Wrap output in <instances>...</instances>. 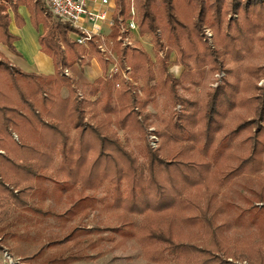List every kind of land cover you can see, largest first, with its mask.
Returning a JSON list of instances; mask_svg holds the SVG:
<instances>
[{"label":"trees","instance_id":"1","mask_svg":"<svg viewBox=\"0 0 264 264\" xmlns=\"http://www.w3.org/2000/svg\"><path fill=\"white\" fill-rule=\"evenodd\" d=\"M129 2L115 0L112 15L114 36L130 18ZM22 5L28 7L35 28L41 24L44 26L39 42L41 50L52 57L55 70L52 74L26 71L0 52V240L16 236L10 228L13 211L18 210V219H23L26 211L43 216L54 215L32 200H44L49 192V182L57 183L64 190L71 189L73 182L61 181L54 174L53 167L59 158L61 169L67 170L69 176L79 173L78 180H82L88 189L99 188L107 182L120 194V186L125 182L132 209H141L142 199L153 202L159 209L173 202L199 209V217L205 225L204 235L209 238L203 244L192 242L183 233L164 229L156 223L148 225L149 238L163 245L158 253L159 264H174L172 260L178 264H242L236 260L264 264V249L259 247L236 254L235 260H229L230 256L222 258L221 254H228L227 244L222 239L225 236L223 225L197 199L182 196L177 181L190 183L196 174L210 168L209 162L198 161L187 155L183 148L172 155H165L147 142V162L143 164L106 119L87 121L86 99L79 98L76 86H72L70 70L65 72L82 61L85 55L81 44L71 37V33L75 37L84 35L79 28L58 18L54 20L45 0H0V43L19 53L15 46L18 36L10 30V10L17 24L23 26L24 19L19 13ZM230 15H238L239 18H231ZM138 25L141 35H151L155 52L165 54L164 59L175 52L177 64L184 67L182 75L188 73L193 76L195 71H203L209 63L214 72L235 75L242 67L250 75L258 77L256 81L248 79L239 86L238 79L230 81L226 76L223 83L211 88L205 107L199 114L205 119V124L196 130L197 134L204 135L200 150L206 154L213 142V127L225 115V105L233 107L234 93L244 91L239 103L250 107L251 118L244 115L222 137L216 150L227 147V143L246 128L251 129L246 138L250 141L248 153L239 157L237 169L247 165L250 171H257L262 162L260 152L264 148V83L259 84L264 79V65L247 64L242 56L254 45L264 51V0H139ZM209 27L215 30L214 44L203 39ZM90 44L91 59L97 58L102 69V74L90 84V92L99 95L97 99L104 103L105 110H113L117 103H123L124 120H120V126L124 127V121L129 119L128 127L140 131L147 141L153 117L148 105L154 101L158 91L171 88L175 93L182 75L177 78L169 72V77L160 83H148V92L142 96L118 72L110 75V61L104 56L95 36L90 39ZM118 55L122 66H129L127 70L150 73L148 67L153 58L142 46H123L119 48ZM191 59L195 62V69L190 65ZM229 59L232 61L230 64ZM237 64L242 66L235 68ZM165 69L168 71L166 66ZM65 86L69 88L68 96L62 94ZM190 104L188 102L187 105ZM195 119L194 112L175 113L166 129L159 134L174 140L190 139L194 134L192 122ZM72 142L81 147L76 163L69 155ZM86 152L92 153L90 158ZM82 167H85L84 178H80L84 174ZM95 200L94 194L85 195L76 205L92 207ZM248 211L250 222L258 224L264 231V196L249 198ZM55 243L53 241L49 245ZM60 260L56 255L49 256L41 264ZM62 260L67 261L66 258Z\"/></svg>","mask_w":264,"mask_h":264},{"label":"rangeland","instance_id":"2","mask_svg":"<svg viewBox=\"0 0 264 264\" xmlns=\"http://www.w3.org/2000/svg\"><path fill=\"white\" fill-rule=\"evenodd\" d=\"M113 3L115 9V0ZM135 3L139 18V0H135ZM237 16L230 15L231 18H239ZM53 18L57 19L55 16ZM214 33L213 27L207 28L203 36L204 41L214 44ZM94 36L99 45L106 44L105 47L108 48L107 53L102 52L110 61L109 71L115 64L121 78L128 81L142 96L148 92V83H160L169 77V72L177 78L183 74L184 67L177 64L175 52L171 53L170 58L164 59L165 54L155 52L151 35H141L139 28L131 30L130 41L126 40L128 33L123 31V26L119 34L114 36L113 28L103 24L101 36L99 34ZM103 36L106 38L105 43L101 39ZM71 37L75 38L74 33H71ZM123 46H142L148 51L153 58V63L148 67L150 73L146 70L135 72L131 69L127 70L126 67L129 66H122L118 52ZM80 48L85 55L76 66L82 81L77 79L73 72L70 74L77 95L86 99L87 121L92 123L106 119L143 164L147 162V142L165 155H172L183 148L187 155L198 161L209 162L210 168L201 174H196L190 183L177 181L182 196L189 195L197 199L200 205L208 207L210 214H213L216 221L223 225L225 236L222 239L227 244L228 254H221L222 258L226 259V256H230L229 260H235L236 254L247 253L249 248L264 249V231L258 224L250 222L248 211L249 198L264 196V148L260 152L261 165L255 172L250 171L247 165L237 169L239 157L248 153L250 141L246 138L252 132L251 129L246 128L234 137L231 143L228 142L227 147L216 150L222 137L238 124L244 115L251 118L250 107L239 103L244 91L234 93L236 96L233 107L225 105V115L219 118L218 123L213 127L211 132L213 142L209 144L206 154L200 150L205 140L204 135L196 132L205 124V119L199 114L205 107L211 88L223 83L226 76L230 81L238 79L239 86L248 79L256 81L258 77L247 73L241 64L235 65V68L241 67L235 75L214 72L209 63L204 66L203 71H195L193 76L184 73L179 79L175 93L171 88L158 91L154 101L148 105L147 109L153 117L146 141L140 131L128 127L129 119L124 121V127L120 126V120L122 118L124 120L123 103H117L113 110H105L104 103L97 99L99 95L90 92L89 81H94L97 77L98 59L95 58L97 60L94 63L95 67H92L90 42L81 44ZM243 58L247 64L264 65V51L257 45L245 53ZM190 62L195 69V62L192 59ZM231 62L229 59L228 63ZM125 73L129 79L125 77ZM262 83L264 79L259 81V84ZM62 94L68 96L69 88L65 86ZM188 102L191 104L187 105ZM192 112L196 115V119L192 122L194 134L190 139L174 140L159 134L166 129L175 113L183 115ZM71 144L69 155L73 163H76L81 147L76 142ZM91 154L88 152V157ZM55 163L54 174L61 181L73 182L71 189L64 190L57 183L49 182L47 183L49 192L44 200H32L54 215L43 216L37 212L26 211L25 217L18 219V210L13 211L10 228L16 232V236L0 240V264H41L47 257L55 255L61 260L51 264H159L158 253L163 245L149 238L147 227L151 223L183 233L187 239L198 244L209 241L204 235L205 225L203 219L199 217V209L186 207L179 202H173L159 209L153 202L148 203L143 199L140 201L141 209H132L129 207L130 196L125 182L120 186L119 190L122 192L120 194H117L115 187L107 182L99 188L88 189L83 185L82 180H78L79 173L75 172L69 176L67 170L61 169L59 158ZM82 170L84 174L82 175L81 172L80 178L85 176V167H82ZM79 181L80 185H74ZM92 194L96 197L94 206L76 205L80 197ZM53 241L56 243L49 245ZM63 258L67 261H63ZM236 261L249 264L247 260ZM172 262L178 264L177 261L172 260Z\"/></svg>","mask_w":264,"mask_h":264},{"label":"built area","instance_id":"3","mask_svg":"<svg viewBox=\"0 0 264 264\" xmlns=\"http://www.w3.org/2000/svg\"><path fill=\"white\" fill-rule=\"evenodd\" d=\"M45 2L55 17L69 22L84 33V35L78 34L75 37L80 44L90 42L94 34L101 36L103 24H107L109 28L113 26L112 15L114 12V0H45ZM129 14L130 18L123 24V31L128 33L127 41L131 39V30L139 28L137 17L138 9L135 0H130ZM101 39L104 43L106 42L104 36ZM105 46L106 44L99 45L100 49L104 53H107L108 48ZM110 53L112 54L111 51ZM118 71V67L114 64L109 72L112 76ZM65 72L69 73V69H66ZM125 77L129 79L126 73Z\"/></svg>","mask_w":264,"mask_h":264},{"label":"crops","instance_id":"4","mask_svg":"<svg viewBox=\"0 0 264 264\" xmlns=\"http://www.w3.org/2000/svg\"><path fill=\"white\" fill-rule=\"evenodd\" d=\"M19 13L24 19V25L19 26L14 19V14L10 10V15L12 18L10 24V30L13 34L18 36L17 41L15 42L16 49L19 53L12 51L7 45L0 43V52L8 57L15 65L21 67L22 69L30 72L43 73V74H52L54 73V63L51 56L47 55L41 50V45L39 42V36L45 31L44 26L41 24L39 28H35L31 22L30 12L26 5L19 7ZM95 58L91 59L92 67H95ZM97 67V77L102 74V69L96 62ZM96 67V69H98ZM70 72L75 74L77 79L80 78L76 64L69 67ZM96 77V78H97ZM95 78V79H96ZM85 81V80H83ZM94 82V81H89Z\"/></svg>","mask_w":264,"mask_h":264}]
</instances>
